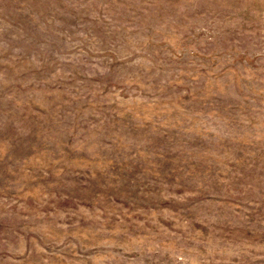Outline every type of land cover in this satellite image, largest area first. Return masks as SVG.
<instances>
[{"label":"rangeland","instance_id":"rangeland-1","mask_svg":"<svg viewBox=\"0 0 264 264\" xmlns=\"http://www.w3.org/2000/svg\"><path fill=\"white\" fill-rule=\"evenodd\" d=\"M0 264H264V0H0Z\"/></svg>","mask_w":264,"mask_h":264}]
</instances>
